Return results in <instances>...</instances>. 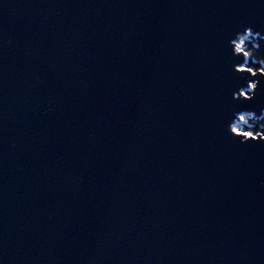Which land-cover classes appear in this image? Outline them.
<instances>
[{
    "label": "water",
    "instance_id": "obj_1",
    "mask_svg": "<svg viewBox=\"0 0 264 264\" xmlns=\"http://www.w3.org/2000/svg\"><path fill=\"white\" fill-rule=\"evenodd\" d=\"M249 23L264 0H0V264H264V141L226 127L264 112L259 72L231 99Z\"/></svg>",
    "mask_w": 264,
    "mask_h": 264
},
{
    "label": "snow or ice",
    "instance_id": "obj_2",
    "mask_svg": "<svg viewBox=\"0 0 264 264\" xmlns=\"http://www.w3.org/2000/svg\"><path fill=\"white\" fill-rule=\"evenodd\" d=\"M243 27H244V29H247L248 31L247 32L243 31V33H241V35H240V38L234 37V38H231L229 40L231 55L234 58L249 56V54L246 53L244 46L241 43V41L243 40L245 42V40L243 39V36L245 34H247V35L252 34L254 26L251 23H249V24L244 25ZM237 45H240L239 49L237 48ZM240 65L244 66V64L242 63V60H237V62L233 63V65H232L233 72L236 74H239V75L234 77V81H235L234 90L231 94V99H232V101L235 102L236 105H240V104H243L246 102H251L252 100L256 99V92L254 90H256L258 88V84H259V81H257L253 85L252 95L248 96L249 82L252 81L249 79V77H256L257 71H255L254 69L248 68L246 66H245V70L238 71L237 66H240ZM245 74H247V75H245ZM259 75L261 77H264V71L259 72ZM241 80L247 81L246 87L241 86L239 84V81H241ZM233 93H235L236 95L233 96ZM229 111H230L229 120L234 118L236 113L239 112V111H232L231 108ZM226 127H227V132L230 135V138L236 140V142H238L239 144H244L248 141H257L258 139L260 141H264L261 139V136H264V134H262V133H261V136H256L254 133L252 135L243 136V135H237L236 134L235 129L237 127L235 125H233L231 122H227ZM241 130H243V129H241ZM237 138H239V139H237Z\"/></svg>",
    "mask_w": 264,
    "mask_h": 264
},
{
    "label": "trees",
    "instance_id": "obj_3",
    "mask_svg": "<svg viewBox=\"0 0 264 264\" xmlns=\"http://www.w3.org/2000/svg\"><path fill=\"white\" fill-rule=\"evenodd\" d=\"M253 38L259 43V47L256 46L255 43H253ZM245 40V50H248L249 48H252L253 51L250 52L249 56L246 57V67H253V69L261 68V64L259 63V58H264V41H260L259 37L256 36H246L243 38ZM259 72V71H257ZM252 117H256L254 115H245L244 121H239L235 124V126L239 129L246 130L251 125L253 132L260 131L262 134H264V128H258L256 124L253 123ZM261 117H256L257 120H259Z\"/></svg>",
    "mask_w": 264,
    "mask_h": 264
},
{
    "label": "clouds",
    "instance_id": "obj_4",
    "mask_svg": "<svg viewBox=\"0 0 264 264\" xmlns=\"http://www.w3.org/2000/svg\"><path fill=\"white\" fill-rule=\"evenodd\" d=\"M244 31L247 32L248 30H247V29H244ZM240 35H241V34H240L239 32H237V33L234 34L235 37H240ZM255 36H256V37H259V40H260V41H264V36H260L259 33H256ZM241 43L243 44L244 49H245V42L242 40ZM253 43H255L257 47H259V43L255 40V38H253ZM239 47H240V45H237V48H238V49H239ZM245 51H246V53L250 54V52H252L253 49H252V48H249L248 50H245ZM259 63H260L261 65H264V58H259ZM248 68L253 69V67H248ZM237 70H238V71L245 70V66H243V65L237 66ZM255 71H259V72L264 71V67H262V68H257V69H255ZM255 83H256V82H253V81H250V82H249L248 96H251V95H252V92H253V85H254ZM235 95H236V94L233 93V96H235ZM260 117H261V118H260L259 120H257L256 117H252L253 123L256 124L258 128H264V112L261 113ZM239 119H240L241 121H244V120H245V116H244V115H241V116L239 117ZM235 132H236L237 135H243V136L252 135V134L254 133L253 130H252L251 125H250L249 128L246 129V130H241V129H239V128H236V129H235ZM254 134H255L256 136H261V132H260V131H255ZM261 139L264 140V136H261Z\"/></svg>",
    "mask_w": 264,
    "mask_h": 264
}]
</instances>
